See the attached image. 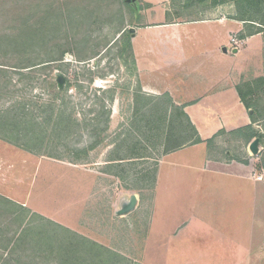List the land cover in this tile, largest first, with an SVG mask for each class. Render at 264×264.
<instances>
[{"label":"rangeland","instance_id":"rangeland-1","mask_svg":"<svg viewBox=\"0 0 264 264\" xmlns=\"http://www.w3.org/2000/svg\"><path fill=\"white\" fill-rule=\"evenodd\" d=\"M22 2H28L32 10L37 6L40 17L50 11L45 18H55L60 23L55 32L44 33L46 40L39 47H28L24 59L32 57V62H38L65 53L64 60L51 70L63 73L69 82L64 98L65 102H72L69 106L74 107L72 114L77 123L65 140L62 135H50L47 144L41 147L43 154H32L10 144L8 147L0 140V193L16 195L14 200L26 202L25 195L29 192L30 208L35 211L14 208L13 216L0 220L4 232H8L6 239L11 241L8 248V243L0 238V262L8 259L11 264H89L83 263L91 258L85 256L89 253L81 251L85 239L125 260L121 263L111 257L106 264H168L160 262L161 256L167 258L168 253L164 240L170 234L183 232V202L175 196L185 189L184 181L177 178H182L185 170L181 166L171 178L153 183L152 174L163 157L160 143L163 136L158 132L164 130L168 121L159 117L157 111L165 110L163 106L169 105V99L168 96L160 101L138 98L142 87L133 50L142 55L149 47H155L151 42L153 34L159 30L174 31L171 26L236 19L237 3L0 0V29H9L16 4ZM33 20L36 22L37 17L33 16ZM212 23L189 28V36L182 44L188 54L200 56L222 42L227 44L232 24ZM132 28L136 30L134 33L130 32ZM245 28L247 32V25ZM11 58L0 56V61L8 65L4 71L6 106L12 104L13 98H25L30 106L51 101L52 95L42 85L41 74H34V80H27L28 85L26 80L17 83L18 75L9 66L19 61ZM77 58L82 61H76ZM147 60V56L141 59L143 63H148ZM66 87L67 83L63 90ZM100 99L106 106L104 109L100 107ZM3 107L0 104V110ZM186 154L180 153L176 158L186 161ZM118 159L124 163L108 166L116 177L89 175L104 172L106 161ZM132 195L138 196L136 210L117 216L121 201ZM23 220L28 222L19 242L23 246L16 247L13 240ZM64 223L76 232H68Z\"/></svg>","mask_w":264,"mask_h":264},{"label":"crops","instance_id":"crops-1","mask_svg":"<svg viewBox=\"0 0 264 264\" xmlns=\"http://www.w3.org/2000/svg\"><path fill=\"white\" fill-rule=\"evenodd\" d=\"M211 23L156 31L151 41L155 47L142 55L133 50L142 87L138 98L169 99L166 109L157 111L168 121L158 132L163 157L153 183L185 170L177 177L185 189L175 196L183 202V232L166 237L167 258L158 256L168 264H264V34L248 35L245 23L237 19L216 21L233 26L227 44L200 56L188 54L182 44L189 28ZM233 34L238 46L231 42ZM146 56L148 63H143ZM256 139L260 152L253 156L249 147ZM180 153L188 159L176 158ZM118 160L106 161L104 172L89 175L116 177L108 166L124 163ZM0 196L35 212L29 192L26 202L12 194ZM63 227L76 232L66 223Z\"/></svg>","mask_w":264,"mask_h":264},{"label":"trees","instance_id":"trees-1","mask_svg":"<svg viewBox=\"0 0 264 264\" xmlns=\"http://www.w3.org/2000/svg\"><path fill=\"white\" fill-rule=\"evenodd\" d=\"M233 1L239 7V14L236 19L247 25L248 35L264 34V0ZM33 8L34 10H32L28 2L16 4V11L13 14V19L10 20L9 29H0V56L7 57L9 55L12 57V60L17 59L19 61V64L9 66L14 68V72L17 73L18 84L24 83L26 80L25 83L28 85L27 80H34V74H41L43 77L41 80L42 85L47 87L52 98L51 101L42 104L36 103L35 106L27 104L25 98H13L12 104L6 106L5 96L7 94L5 91L7 90V77L4 71L8 65H5L7 62L3 63L0 61V104L4 106L0 110V140L32 154H43L45 152H42L41 147L47 144L46 142L50 135H62L65 140L71 135L77 122L72 114L74 107L69 106L72 102L67 103L64 98L69 89V82L66 79L67 87L63 91H60L55 76L56 71L51 70L53 65L59 64L64 60L65 53L61 52L57 57L53 56L38 62H32V57L24 59L28 56L26 53L28 47H39V44L44 43V40H46L44 33L55 32L60 26V23L55 18H45L49 15L50 11L45 12L44 17H40L41 12L36 11L37 6H33ZM240 10L242 11L241 13ZM32 14L37 17L36 22L34 20L32 22ZM76 61L81 62L82 60L81 58H77ZM25 71L28 74H25ZM99 102L100 107L104 109L106 106L103 100L100 99ZM69 112L70 114H68ZM14 208H20L25 212L27 210L19 204L0 196V220L3 217H8L9 219V217L13 216L14 214L11 210ZM23 221L18 231H16V236L13 240V245L16 247L22 245L19 244L20 238L23 236V232L28 225L27 221ZM50 224L59 226L52 222ZM7 234L8 232H4V224H0V238L2 241L4 239L8 243L9 248L11 241L9 242L6 239ZM82 242H85V246H81V251L89 253L85 254L86 257H91L87 259L88 261L84 260L83 263L106 264L110 263L109 258L111 257L119 259L121 263L125 261L124 258L91 240L84 239ZM0 264H11V262L8 259H2Z\"/></svg>","mask_w":264,"mask_h":264},{"label":"water","instance_id":"water-1","mask_svg":"<svg viewBox=\"0 0 264 264\" xmlns=\"http://www.w3.org/2000/svg\"><path fill=\"white\" fill-rule=\"evenodd\" d=\"M126 1L130 3L132 1L134 2L135 0H126ZM135 31L136 30L134 28L130 29L131 33H134ZM224 52H227L226 48H224ZM237 52H238L237 50H234V53ZM56 79H57L58 89L60 91L63 90L66 83V77L61 72L57 71ZM249 150L253 156H257L260 152V140L259 139L254 140L251 143ZM137 206H138V196L132 195L129 198L121 201L119 210L116 212V215L119 217L129 215L136 210Z\"/></svg>","mask_w":264,"mask_h":264},{"label":"built area","instance_id":"built-area-1","mask_svg":"<svg viewBox=\"0 0 264 264\" xmlns=\"http://www.w3.org/2000/svg\"><path fill=\"white\" fill-rule=\"evenodd\" d=\"M231 42L235 46H238L239 45L240 41L237 39V35H232L231 36ZM262 178H263V176L258 177L259 180H261Z\"/></svg>","mask_w":264,"mask_h":264}]
</instances>
